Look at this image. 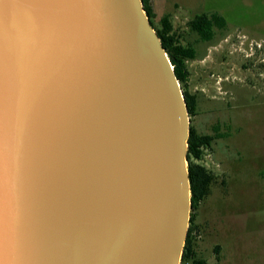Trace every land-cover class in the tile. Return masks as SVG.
I'll use <instances>...</instances> for the list:
<instances>
[{"label":"water","instance_id":"1","mask_svg":"<svg viewBox=\"0 0 264 264\" xmlns=\"http://www.w3.org/2000/svg\"><path fill=\"white\" fill-rule=\"evenodd\" d=\"M33 6L0 4V264H180L188 111L141 0ZM106 186L127 231L65 246Z\"/></svg>","mask_w":264,"mask_h":264},{"label":"rangeland","instance_id":"2","mask_svg":"<svg viewBox=\"0 0 264 264\" xmlns=\"http://www.w3.org/2000/svg\"><path fill=\"white\" fill-rule=\"evenodd\" d=\"M152 7L155 26L169 15L180 43L195 50L183 86L196 106L189 127L215 137L195 161L213 182L193 213V249L206 264H264V0H153ZM204 13L225 22L209 42L187 28Z\"/></svg>","mask_w":264,"mask_h":264},{"label":"trees","instance_id":"3","mask_svg":"<svg viewBox=\"0 0 264 264\" xmlns=\"http://www.w3.org/2000/svg\"><path fill=\"white\" fill-rule=\"evenodd\" d=\"M153 0H141L142 9L145 12L150 27L154 30L173 68V73L178 80L187 106L189 116L195 115L196 106L193 96L183 90L188 78L186 62L195 58V50L190 45H182L173 31L169 15L159 19V26H155L153 20L155 14L152 7ZM224 19L216 13L200 14L187 22V28L194 33L199 41L209 42L214 38L216 30H223ZM215 137L199 135L192 127H189L187 139V172L190 185V208L189 227L185 238L180 264H206L205 260L197 257L193 246V213L209 193V187L213 182V176L205 168L195 163L201 159L203 151L211 146ZM217 249L215 253H217Z\"/></svg>","mask_w":264,"mask_h":264},{"label":"bare ground","instance_id":"4","mask_svg":"<svg viewBox=\"0 0 264 264\" xmlns=\"http://www.w3.org/2000/svg\"><path fill=\"white\" fill-rule=\"evenodd\" d=\"M8 12V30L13 28L12 15L32 18L33 0H0ZM97 199V200H96ZM89 210L69 231L65 246L75 248L90 244L103 245L127 231V202L120 193L106 186Z\"/></svg>","mask_w":264,"mask_h":264},{"label":"flooded vegetation","instance_id":"5","mask_svg":"<svg viewBox=\"0 0 264 264\" xmlns=\"http://www.w3.org/2000/svg\"><path fill=\"white\" fill-rule=\"evenodd\" d=\"M206 228H207V227L204 226L203 229H200V231H202V230H204V229H206ZM195 230H196V227H195V229H194V231H193V233H192L193 238H194V235L196 234V233H195ZM198 233L202 234L201 232H198ZM195 236H196V235H195ZM198 237H200V236H197V238H198ZM215 248H217L218 252L220 251V248H219V247L216 246ZM214 253H215V251H214Z\"/></svg>","mask_w":264,"mask_h":264}]
</instances>
